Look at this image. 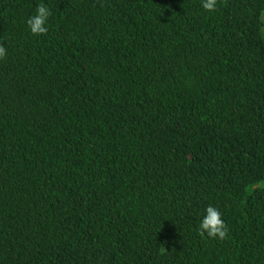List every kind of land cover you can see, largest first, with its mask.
I'll return each mask as SVG.
<instances>
[{
  "label": "trees",
  "instance_id": "trees-1",
  "mask_svg": "<svg viewBox=\"0 0 264 264\" xmlns=\"http://www.w3.org/2000/svg\"><path fill=\"white\" fill-rule=\"evenodd\" d=\"M0 44V264H264V0H0Z\"/></svg>",
  "mask_w": 264,
  "mask_h": 264
},
{
  "label": "clouds",
  "instance_id": "clouds-1",
  "mask_svg": "<svg viewBox=\"0 0 264 264\" xmlns=\"http://www.w3.org/2000/svg\"><path fill=\"white\" fill-rule=\"evenodd\" d=\"M217 0H201V7L208 12L216 10ZM53 16V10L46 4L40 3L35 14L27 18L26 23L30 32L35 36L47 34L49 31V20ZM7 49L0 44V59L5 58ZM201 236L213 239L224 240L229 233L228 225L223 219V213L212 204L206 206L201 214V219L197 228Z\"/></svg>",
  "mask_w": 264,
  "mask_h": 264
}]
</instances>
